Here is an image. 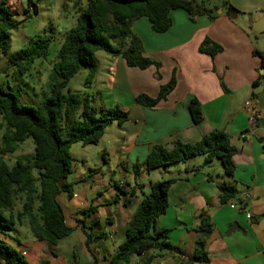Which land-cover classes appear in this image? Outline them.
Segmentation results:
<instances>
[{
  "label": "crops",
  "instance_id": "1",
  "mask_svg": "<svg viewBox=\"0 0 264 264\" xmlns=\"http://www.w3.org/2000/svg\"><path fill=\"white\" fill-rule=\"evenodd\" d=\"M7 1L14 10L15 0ZM200 1H206L209 6L218 5L213 0ZM230 2L242 13L231 17L226 8H221L214 20L206 14L191 19L185 9H174L170 13L172 26L164 33L155 32L147 17L133 23L132 30L141 38L145 55L161 63L160 78L156 77V66L131 67L121 55L105 51L96 53L99 69L87 84L95 82L101 88L96 89L100 105L117 107L127 111L130 117L127 122H114L106 129L99 142L105 144V163L107 159L115 168L124 158L144 162L157 144L172 149L175 141L198 142L214 129L224 130L238 149L233 157V177L222 173L220 165L215 178L214 167L204 165L203 156L190 159L198 161L189 163L188 160L182 162V167H176L172 176L175 181L168 194L169 206L157 218L150 233L156 235L169 229L167 240L180 252L151 249L132 256L125 264H192L198 237L196 230L205 211L213 224L206 242L210 259L194 264H264L261 258L264 256V74L259 71L261 57L253 53L257 49L264 54V32L252 27L263 17L264 12L259 10L264 7V0ZM207 37L223 47L215 58L199 50ZM175 71L177 85L166 99L153 108L137 102L140 94L156 97ZM194 97L203 110L204 119L199 124L193 122L188 109ZM249 99L257 102L261 112L256 124L250 122L244 109V102ZM111 153L116 158L114 162ZM83 171H79V176L70 174L66 182L84 181L86 172ZM223 182L236 185V199L227 203L220 201L218 186ZM105 187L91 186L78 193L73 188L72 196L60 195L66 221L75 229L57 245L36 239L31 241V248L37 247L39 252L43 243L48 251L46 256L39 252L31 264H92L95 258L98 264L110 263L125 240V230L135 212L132 214L121 201L115 202L113 189L105 190L109 199L102 200L100 196ZM89 194H98V197L89 200ZM239 199L245 205L244 211L240 210ZM232 202L236 203V208L231 207ZM117 209L119 212L115 213ZM103 220L109 225V233L102 226ZM235 223L237 227L230 232ZM96 225L100 230L93 235ZM87 233L94 236L90 249ZM6 236L9 238H0L30 257L31 248L17 236ZM12 239L18 241L19 246ZM104 239L112 241L114 246L109 247Z\"/></svg>",
  "mask_w": 264,
  "mask_h": 264
},
{
  "label": "trees",
  "instance_id": "2",
  "mask_svg": "<svg viewBox=\"0 0 264 264\" xmlns=\"http://www.w3.org/2000/svg\"><path fill=\"white\" fill-rule=\"evenodd\" d=\"M179 8L188 11L191 19L206 14L214 20L221 8H226L231 17L239 12L230 0H222L221 6H209L206 1L200 0H89L86 7H80L76 27L64 38L50 77V94L39 105L20 104L18 92L0 85V116L5 124L0 141V228L14 230L17 224L23 225L26 220L34 238L50 245H57L72 234L75 228L67 223L59 200L62 193L73 195L74 183L66 182L73 173L75 161L71 148L77 143L98 144L111 124H123L130 117L127 111L117 107L97 106L95 98H80L68 88L70 81L82 66L91 68L86 83L91 81L99 69L98 51L121 55L131 67L147 69L156 66V77L160 78L161 63L145 55L142 40L133 32L132 26L136 20L147 17L155 32L164 33L172 26L171 11ZM15 14L7 0H0V53H10V31L17 25ZM112 40L117 44L114 45ZM50 44L49 37H38L30 47L11 53L18 73L25 74L37 58L45 57ZM199 50L215 58L223 47L207 37ZM253 53L261 57L260 68L264 69V54L257 49ZM221 84L227 90L222 79ZM176 85L175 71L171 80L161 86L156 97L140 94L136 100L143 106L156 107ZM188 109L195 124L203 121V110L197 98L190 99ZM29 137L34 140L35 153L19 156L15 164L10 165L6 158ZM237 150L224 130L214 129L198 142L175 141L172 149L157 144L145 161L135 167L137 173L141 166L151 171L203 156L204 165L219 159L225 175L233 177V157ZM174 181L151 183V192L136 209L125 230V240L118 246L109 264H123L132 256L151 249L180 252L167 240L169 229H163L156 235L150 233L157 218L169 206L168 194ZM218 188L222 203L237 198L238 189L233 183L223 182ZM18 203L22 204L21 210H15ZM128 203L130 199L126 200ZM239 203L244 204L241 199ZM196 231L198 237L192 264L210 259L206 242L213 231V224L206 211ZM87 236L90 249L93 237L88 233ZM3 263L31 264L21 251L0 238V264ZM92 264H98L96 258Z\"/></svg>",
  "mask_w": 264,
  "mask_h": 264
},
{
  "label": "rangeland",
  "instance_id": "3",
  "mask_svg": "<svg viewBox=\"0 0 264 264\" xmlns=\"http://www.w3.org/2000/svg\"><path fill=\"white\" fill-rule=\"evenodd\" d=\"M88 1L89 0H15L13 3L17 25L10 31V53H0V85L7 90L18 92L20 104L37 106L45 96L50 94V77L53 72L54 64L58 61V52L65 36L77 25L80 7H86ZM213 1L220 6L222 5V0ZM235 8L239 11L238 13H242L240 9L237 7ZM259 11L264 12V7ZM238 17L240 16L238 15ZM38 37H49L51 39L48 54L43 58H37L29 71L25 74H19L17 68L12 63L10 54L30 47L33 41ZM112 43L115 44L116 42L112 40ZM90 70V67L82 66L81 70L71 79L68 88L72 92L77 93L82 99L86 96L95 98L96 103L98 101L96 89L100 87H98L95 82L91 84L86 83ZM259 71H263V69L260 68ZM65 93H68L67 89H65ZM100 104V101L96 103L97 106H101ZM4 131L5 124L0 116V141L2 140ZM104 145L105 144L98 143L96 145L74 144L72 146L71 153L75 159L73 164L74 176H79V171L83 169V172H86L84 176L86 177L85 180L74 183L73 188L75 192L78 193L80 191L85 192V189H89L91 186L104 185L106 187L100 198L102 200L109 199V194L105 190L111 191L113 189L115 202L119 200L122 204L127 205L128 210L132 214L136 211L142 199L151 192V183L172 179L177 169L176 167H179V165L182 167L183 165L182 163H178L166 168L161 167L151 171H148L145 166H141L137 173L135 165L137 163L142 164L143 161H132V159L124 158L120 165L114 168L113 163L108 162L109 160L106 159L107 163H105L103 157ZM34 153V140L32 137H29L19 146L15 153L9 155L6 159L10 165H14L19 156H31ZM111 159L113 162L116 161L114 153H111ZM193 161L198 160L193 159L190 160L189 163ZM219 161V159H216L210 165L214 167L213 171L215 178H217L216 170L221 169L220 165H222ZM86 168H88L87 171ZM98 168L101 170L96 173L95 170ZM221 172L224 173V170H221ZM64 195L67 194L62 193V197ZM96 197H98V194L88 195L89 200ZM129 199L130 203L126 204V200ZM19 209H22L21 203H18L15 207V210ZM118 212L119 210L117 209L115 213ZM102 226L104 230L108 233L110 232L109 225L105 220L102 221ZM99 230L100 229H98L96 225L93 235H96ZM3 233H5V235ZM7 234L14 238L17 236L28 248H31V243L35 240L26 220L24 225L17 224L14 230L0 228V237L9 238V236H6ZM25 240H27V242H25ZM104 240L109 247L114 246L112 241L109 242L107 239ZM12 242L16 244V246H19L18 241L13 240ZM40 245L39 247L42 249L41 251L39 250L40 254L43 253V256H46L48 254L46 245L43 243ZM39 252L37 247H32L29 254L30 257L27 256L26 259L34 263L33 260ZM261 258L264 259V256Z\"/></svg>",
  "mask_w": 264,
  "mask_h": 264
},
{
  "label": "built area",
  "instance_id": "4",
  "mask_svg": "<svg viewBox=\"0 0 264 264\" xmlns=\"http://www.w3.org/2000/svg\"><path fill=\"white\" fill-rule=\"evenodd\" d=\"M244 109L246 110V112L249 116V120L252 124H256L259 121V119L261 118V112H260L259 106L254 99H249V100L245 101L244 102ZM231 207L236 208L237 207L236 203L232 202ZM240 210L244 211L245 207H241ZM247 215L251 216V213L247 212Z\"/></svg>",
  "mask_w": 264,
  "mask_h": 264
},
{
  "label": "water",
  "instance_id": "5",
  "mask_svg": "<svg viewBox=\"0 0 264 264\" xmlns=\"http://www.w3.org/2000/svg\"><path fill=\"white\" fill-rule=\"evenodd\" d=\"M219 13H221V10H219ZM252 27L255 31L257 32H264V17H262L259 21H256L252 24ZM261 74H264V69L263 71H260ZM256 86H259V85H256ZM237 227V223L233 224L231 227H230V232L235 228Z\"/></svg>",
  "mask_w": 264,
  "mask_h": 264
}]
</instances>
